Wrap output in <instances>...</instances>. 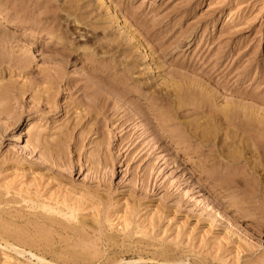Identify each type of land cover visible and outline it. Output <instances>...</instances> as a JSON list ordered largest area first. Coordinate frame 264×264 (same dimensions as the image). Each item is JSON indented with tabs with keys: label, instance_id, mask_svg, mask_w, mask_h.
Instances as JSON below:
<instances>
[{
	"label": "rangeland",
	"instance_id": "374dc122",
	"mask_svg": "<svg viewBox=\"0 0 264 264\" xmlns=\"http://www.w3.org/2000/svg\"><path fill=\"white\" fill-rule=\"evenodd\" d=\"M226 106L264 122V0H0V264H264Z\"/></svg>",
	"mask_w": 264,
	"mask_h": 264
},
{
	"label": "bare ground",
	"instance_id": "6f19581e",
	"mask_svg": "<svg viewBox=\"0 0 264 264\" xmlns=\"http://www.w3.org/2000/svg\"><path fill=\"white\" fill-rule=\"evenodd\" d=\"M34 35H36L35 33H34ZM59 36V35H58ZM57 35L55 36L54 35V33H49V35H48V42H51V41H57L58 43L60 42H63V38L62 37H58ZM200 104H201V106H203V107H206L207 109L209 108V101L208 100H205V99H201L200 100ZM226 109L227 110H221L219 113L216 111V110H213V109H211L210 110V112H209V116H208V121L209 122H211V123H217V126H220V125H230V126H232V125H237V127H238V129H242L243 131H244V129L246 130L245 132H247V133H249V135L247 134L246 135V137L244 138L243 137V139H242V143H243V146H242V148H240L241 146H239V148L240 149H244L243 151H245L247 148L246 147H248V150H250L249 148H252V147H250V144H252V142L255 144V147H256V149L255 150H252L254 153H256L259 157L260 156H262V152H261V150H262V148H263V151H264V122L263 121H261V120H258V119H256V117H254V116H256V115H253V114H246V115H244V116H242L241 117V119H240V116L238 115V113L237 112H235V111H232V107H230V106H226ZM213 125H216V124H213ZM212 124L210 125V126H213ZM209 126V127H210ZM240 126V127H239ZM217 131L218 130H216V133H217ZM234 131V130H233ZM238 131V130H237ZM237 131L235 132L234 131V133H235V135H236V133H237ZM219 132V131H218ZM214 133V132H213ZM233 133V132H232ZM241 133V132H240ZM210 134H212V133H210ZM238 134V133H237ZM213 135V134H212ZM216 135V134H215ZM215 135H214V138L212 137V136H209L208 138L207 137H204L203 136V140L205 141V142H209L210 140H215L216 138H215ZM232 134H230L229 133V135L227 134V136L229 137V138H231V139H233V135L231 136ZM227 137V139H229ZM226 139V140H227ZM234 139H235V137H234ZM213 140V141H214ZM201 141V140H200ZM203 141V142H204ZM228 141V142H227ZM226 141V143H228L229 144V146L231 147V145H230V143L232 144L233 142H229V140H227ZM219 141H217V142H215V143H218ZM239 142V141H238ZM241 142V141H240ZM247 143V145L245 146V144ZM219 144V143H218ZM239 144V143H238ZM237 144V145H238ZM254 144H252V145H254ZM222 145V144H221ZM214 146V145H213ZM219 146V145H218ZM215 147V146H214ZM236 147V146H235ZM223 148V147H222ZM221 148V149H222ZM246 148V149H245ZM220 149V148H219ZM224 149V148H223ZM230 150V149H229ZM248 150H246V151H248ZM230 151H233L232 150V148H231V150ZM230 151H229V153H230ZM235 151H236V153H235ZM235 151H234V153L235 154H233V155H231V156H229V158H227V159H232L233 160V158H234V160H236L237 159V157L240 159V157H241V155L242 154H240V155H237L238 154V151L235 149ZM252 151H250L251 153L250 154H252L253 152ZM223 152V151H222ZM240 153V152H239ZM248 154V153H247ZM253 155V156H252ZM251 156H252V158L255 156V154H252ZM224 156V155H223ZM226 156V155H225ZM249 156V155H248ZM247 156V157H248ZM225 158V157H224ZM251 158V157H250ZM250 158H248V159H250ZM246 159V158H245ZM252 160V159H251ZM250 160V161H251ZM256 159H254V161H255ZM230 161V160H229ZM238 161V160H237ZM262 161H263V158H262ZM257 162H258V160H257ZM261 162V161H260ZM262 163V162H261ZM252 164V163H251ZM254 164H255V162H254ZM263 164V163H262ZM250 165V164H249ZM258 165H259V163H258ZM261 166V165H260ZM260 168V167H259ZM246 169V168H245ZM252 169V168H251ZM256 168L254 167L253 169H252V171H253V173H255L256 174V170H258V168L255 170ZM246 173H247V171H246ZM249 173H251V172H249ZM249 173H247V174H249ZM252 174V173H251ZM253 177V176H252ZM255 178V177H254ZM259 179V178H258ZM258 179H256V181H257V185H256V188L261 192V193H259V194H261L262 195V193L264 192H262L261 191V189H260V187H259V184H258ZM236 180V179H235ZM239 181V180H238ZM237 182V181H236ZM261 182V181H260ZM240 183V182H239ZM262 185V184H261ZM257 191V190H256ZM258 192V191H257ZM264 195V194H263ZM262 195V196H263ZM38 207H40V208H42V209H46L47 211H49L50 209H55V208H53V207H49L48 205H46V204H43V205H39ZM73 213H75V211L73 212ZM59 215H63V212H59L58 213ZM72 217H74V218H76V215L75 214H72L71 215ZM44 220H45V224H63L57 217H53V216H51V219H47V218H45L44 217ZM7 235H8V233H5V231H4V229H1V226H0V243H1V240H3L4 242H5V245H6V247H8V248H11V249H13V250H15L17 253H19V254H24V252H25V250H24V245H26V244H28L29 242H27L26 240L24 241V240H21V242H22V244H24V245H22V244H19V243H17V244H13V243H11L10 241H9V239L7 238ZM19 246H21V247H23L22 249H21V247H19ZM47 248H49V246H46L45 245V247L44 248H42V249H40L39 247H35L34 249H31L30 248V254L32 255V257H36L39 261H41V262H43L44 260H45V256H44V254H41V255H43V256H38V254H36L37 252H40V253H43V251H46L47 250ZM147 251H149V250H147ZM143 252V251H142ZM48 254V253H47ZM157 252H155V253H153V259H156V258H159L160 257V259H161V261H163L164 263H171V264H184V262L183 261H180V259L179 260H176V257H173V256H170V255H168L169 253H167V251H165L164 252V254H159L158 255V257H156L157 256ZM40 255V254H39ZM144 255H142L141 254V258L143 257ZM64 264H79V262L78 261H74V260H72V261H70V262H65ZM188 264V263H187ZM191 264V263H190Z\"/></svg>",
	"mask_w": 264,
	"mask_h": 264
}]
</instances>
